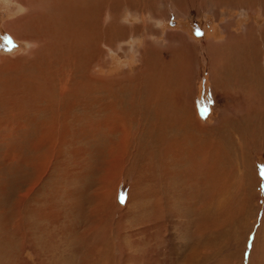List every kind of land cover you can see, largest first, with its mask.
Listing matches in <instances>:
<instances>
[{
	"label": "rangeland",
	"instance_id": "1",
	"mask_svg": "<svg viewBox=\"0 0 264 264\" xmlns=\"http://www.w3.org/2000/svg\"><path fill=\"white\" fill-rule=\"evenodd\" d=\"M0 264H264V0H0Z\"/></svg>",
	"mask_w": 264,
	"mask_h": 264
},
{
	"label": "bare ground",
	"instance_id": "2",
	"mask_svg": "<svg viewBox=\"0 0 264 264\" xmlns=\"http://www.w3.org/2000/svg\"><path fill=\"white\" fill-rule=\"evenodd\" d=\"M230 48H232V47H230ZM234 48V47H233ZM221 67L223 66V62L221 63V65H220ZM224 67L225 68H227V66H225V64H224ZM224 67H222V68H224ZM224 68V69H225ZM245 69H247V66H245ZM245 71H247V70H245ZM247 73V72H246ZM245 75H247V74H245ZM159 104V103H158ZM149 106V105H148ZM158 106V105H157ZM150 108V107H149ZM156 108V107H155ZM151 109H153V108H151ZM168 109V108H167ZM155 110V109H154ZM166 110V109H165ZM157 111V110H156ZM168 111V110H167ZM176 111V110H175ZM161 112V111H160ZM163 112V111H162ZM161 114V113H160ZM163 115V114H162ZM167 115V114H166ZM168 116V115H167Z\"/></svg>",
	"mask_w": 264,
	"mask_h": 264
}]
</instances>
